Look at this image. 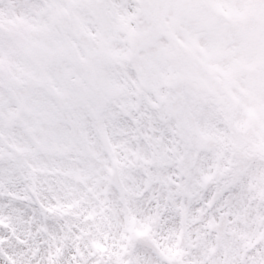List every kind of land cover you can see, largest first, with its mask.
<instances>
[{"label": "snow or ice", "instance_id": "obj_1", "mask_svg": "<svg viewBox=\"0 0 264 264\" xmlns=\"http://www.w3.org/2000/svg\"><path fill=\"white\" fill-rule=\"evenodd\" d=\"M0 264H264V0H0Z\"/></svg>", "mask_w": 264, "mask_h": 264}]
</instances>
